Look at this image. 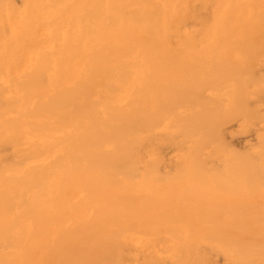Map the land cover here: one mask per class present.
Instances as JSON below:
<instances>
[{
	"label": "bare ground",
	"instance_id": "obj_1",
	"mask_svg": "<svg viewBox=\"0 0 264 264\" xmlns=\"http://www.w3.org/2000/svg\"><path fill=\"white\" fill-rule=\"evenodd\" d=\"M0 264H264V0H0Z\"/></svg>",
	"mask_w": 264,
	"mask_h": 264
},
{
	"label": "rangeland",
	"instance_id": "obj_2",
	"mask_svg": "<svg viewBox=\"0 0 264 264\" xmlns=\"http://www.w3.org/2000/svg\"><path fill=\"white\" fill-rule=\"evenodd\" d=\"M255 126H256V127H259V124L257 123ZM230 129H232V132L235 131V127H230Z\"/></svg>",
	"mask_w": 264,
	"mask_h": 264
}]
</instances>
